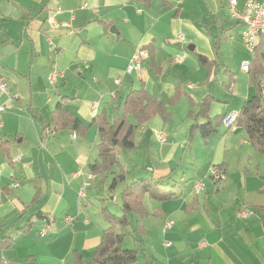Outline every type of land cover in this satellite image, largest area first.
Listing matches in <instances>:
<instances>
[{"label": "crops", "instance_id": "obj_1", "mask_svg": "<svg viewBox=\"0 0 264 264\" xmlns=\"http://www.w3.org/2000/svg\"><path fill=\"white\" fill-rule=\"evenodd\" d=\"M243 29L229 0H0V75L8 84L0 99V264L90 260L111 225L102 200L121 215V190L142 176L164 178L159 188L169 197L147 194V214L118 226L127 232L123 248L142 246L133 264H264V154L241 125L223 120L257 93L258 78L242 69L255 56ZM259 41L264 62V34ZM139 51L143 69L128 72ZM142 88L169 117L139 126L135 149L120 150L110 171L93 172L96 117L113 119ZM207 96L209 116L223 119L208 139L196 133L189 142L190 113ZM213 165L223 180L211 178ZM121 168L126 179L112 190Z\"/></svg>", "mask_w": 264, "mask_h": 264}, {"label": "trees", "instance_id": "obj_2", "mask_svg": "<svg viewBox=\"0 0 264 264\" xmlns=\"http://www.w3.org/2000/svg\"><path fill=\"white\" fill-rule=\"evenodd\" d=\"M201 60L206 66L214 64V61L203 56H201ZM249 71L252 73L253 78H258L257 93L245 103L238 113L235 123L246 130L255 150L264 154V104L262 103L264 62L258 53L255 54ZM212 101L213 97L207 96L202 100L199 111L190 113L191 116L195 117V122L191 127L189 142L196 133H200L205 139H208L213 132L217 131V127L223 118L218 116L212 119L209 116ZM129 115L134 117L137 124H133L128 120ZM156 115H161L163 118L169 117L166 105L142 88L129 93L123 111L114 115L113 119L108 118L106 114L97 116L96 122L101 133L100 156L99 160L91 165V170L95 173L110 171L119 162L118 152L120 150L127 152L135 149L137 128ZM199 117L207 118V121L200 122L198 121ZM71 125L74 129L81 128V123L76 118L72 119ZM5 145V142L1 143L2 148H5ZM126 176L127 172L121 168L120 172L112 178L110 189L114 190L118 184L126 179ZM163 179L154 176H142L126 183L120 193L122 214L119 216L112 214L105 206L104 200H102L101 213L105 215L111 225L104 231L103 239L90 260L86 261L79 254L78 261L80 264H133L138 259L143 252L141 250L142 246L138 243L136 248H123L122 244L127 232L120 233L118 226L121 228L129 227L132 213H136L141 217L147 214L143 203L147 194L156 199L169 197L166 192L159 188L163 183Z\"/></svg>", "mask_w": 264, "mask_h": 264}, {"label": "built area", "instance_id": "obj_3", "mask_svg": "<svg viewBox=\"0 0 264 264\" xmlns=\"http://www.w3.org/2000/svg\"><path fill=\"white\" fill-rule=\"evenodd\" d=\"M230 10L232 16L239 19L244 24L243 40L247 49L255 55L259 46L260 37L264 34V2L259 0H246L242 10L237 8L238 0H229ZM147 57L144 51L137 52L128 67V72L132 70L141 71L143 69L144 60ZM242 69L248 71L250 69V61H244L242 63ZM56 76L52 75V80H55ZM263 80V96L262 103L264 104V77ZM119 81V80H118ZM8 92V84L6 78L0 75V99ZM93 112H98V102L93 103ZM5 102H0V111L5 110ZM238 113L230 112L224 117V122L227 125H232L236 122ZM160 142L166 140L162 133L155 132L154 134ZM210 176L214 180H223L225 178L224 171L218 166L213 165L210 169ZM83 195L84 192L81 191ZM245 216V213H243ZM69 219H71L69 217ZM173 221L167 223L168 226H172Z\"/></svg>", "mask_w": 264, "mask_h": 264}]
</instances>
